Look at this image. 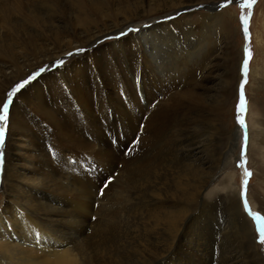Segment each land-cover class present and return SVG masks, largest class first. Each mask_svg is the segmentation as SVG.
Returning a JSON list of instances; mask_svg holds the SVG:
<instances>
[{"label": "bare ground", "instance_id": "1", "mask_svg": "<svg viewBox=\"0 0 264 264\" xmlns=\"http://www.w3.org/2000/svg\"><path fill=\"white\" fill-rule=\"evenodd\" d=\"M166 2L168 13L157 15ZM215 5L0 0V106L16 82L47 66L9 106L0 264H264L233 174L210 189L221 116L241 80L231 75L240 63L229 21ZM260 34L262 64L249 67V92L264 84ZM78 48L86 51L67 57ZM248 104L247 150L264 159V120ZM239 134L226 136L222 170L236 163ZM119 172L129 195L104 215L116 188L111 182L102 196L100 188ZM231 229L237 243H226Z\"/></svg>", "mask_w": 264, "mask_h": 264}, {"label": "rangeland", "instance_id": "2", "mask_svg": "<svg viewBox=\"0 0 264 264\" xmlns=\"http://www.w3.org/2000/svg\"><path fill=\"white\" fill-rule=\"evenodd\" d=\"M197 1L198 0H181V3H182V6L184 7V6H192V4L195 5V2L197 3ZM209 2H210V4H216L215 6L218 7V5L222 2H225V0H221L220 2L218 0H209ZM165 4L162 5V7L157 11V15L162 16V15H165L168 13V11L170 9L169 6L171 5V3L166 2ZM199 9L201 10L202 8H200V6H198L197 10H199ZM222 11L225 14L226 21L227 22L229 21L228 24H229L231 32H232V36H231V40H230L231 41V56L233 58L232 62L235 65H237L238 62L240 63L238 71H236L235 69H234L235 71L232 70L231 75L233 77H235V75L238 74L239 77L242 79L240 68H241V63L243 60V48H244L245 41H244V35L242 32V26H241V22H240L241 9H240L239 5L235 2V0H233V2L231 4H229L227 7H225L224 9H217L216 10L217 13L222 12ZM244 11L247 12V9H245ZM252 11H253V15L251 17L250 25H249V30L251 33L250 47H251V51H252V59L250 61L249 67L251 65H254L255 63L262 64V62H261L262 61V53L258 47V44H256L257 41L255 40V37H256V33H257V36L261 33L260 34L261 37L264 38V0H257V3L254 5ZM141 15H142V11H138L137 14L135 15L134 19L137 20V18L141 17ZM236 56H238V57H236ZM253 61H255V63H253ZM63 65H61L59 67H54L53 69L56 70L57 68H61ZM30 75H31V73L29 74V76ZM22 81H23V79L16 82V84L21 83ZM249 83H250V79L248 76V83L245 86L246 99H247V102H249L252 106V111H251L252 118L255 120H259L261 122L264 120V84H263L262 88L256 87L255 85L252 86V91L249 92L248 91ZM237 102H238V97H235V95H234V98L232 97L230 99V102L227 104V108H226L225 113L221 116V120L223 123V131L221 130V137L219 135L218 141H215V151L216 152H215L214 157H213L216 161H218L217 162V168H216L215 172L220 171V173L216 176L215 181L212 183L213 186H210V189L215 187V186L219 187L221 185V183L223 182V179H225V177L227 176V173L229 172V173L233 174L232 187L234 189H236L238 195L240 196L241 187H242V180L244 177H243V168L237 167V164L240 160V150H241V145H242V134L243 133H242V129L240 128V126L237 123V110H236ZM247 105H249V104L247 103ZM248 112L249 111H248V106H247V112L244 114V118H245V122L247 124V130H248V135H249L248 145H249V141L251 139V132H250L251 127L249 126L250 124H249V119H248V116H249ZM237 127L240 130V134H239V138L237 140L236 149H234V153L236 154V158H237L236 163H234L232 170H229V169L228 170H222L223 165L226 162L225 159L228 157V155H230L229 153H227L226 155L221 154V151L224 148L225 143H226V136L228 134H231L233 132V130H236ZM248 145H247V147H249ZM247 149H249V148H247ZM246 158H247L246 167L252 173V176L249 180L248 187H247V200H248L249 206H251L252 204L255 206L254 210L252 209V212H259L261 215H264V159H262L258 155V153L255 152L254 149L253 150L251 149L250 151H248V150L246 151ZM123 174H124V172H122V173L119 172L116 174L117 177H115V179H112V182L114 184V189L116 188L115 189L116 191L113 190L112 195L110 197V203L112 205L114 203H117V202L120 203L121 201H118L117 199H119L121 197L119 200H123L124 196H125L124 194L126 193V191L127 190L130 191V189H127V188L125 189V187H124V189L122 188L123 185H126L124 180H123L124 179ZM121 176H122V178H121ZM118 186H120V188ZM126 187H127V185H126ZM127 194L129 195L128 191H127L126 195ZM111 198L113 199L114 202L112 201ZM240 199H241V196H240ZM110 203H108L106 205V207L103 209L104 213H105L104 215L110 214V211H112V212L115 211V209H114L115 205L111 206ZM251 207H250V209H251ZM242 208H243V203H242ZM105 209H107V210H105ZM243 210H244V208H243ZM245 214L247 215L246 212H245ZM130 215H132V216H130ZM133 216H134V214L125 215V219L136 220L137 217L134 216V218H133ZM99 218H100V216L99 217L97 216V219H99ZM202 219H203V217L200 220H202ZM215 219L216 220L218 219V215H216ZM249 219H250V223L253 227V234H254V238H255V242H256L257 238H258V233L256 231L255 222L250 217H249ZM231 230H232L230 233L231 238L229 237L226 240V243H233V242L238 241L237 240L238 234H237L236 230L235 231H234V229H231ZM256 244L259 246V251L262 254V258L264 261V250H262V247H264V246L258 244L257 242H256ZM215 251H217V252H215ZM221 251H222V242H221L220 246L217 245L213 249L214 258L221 256Z\"/></svg>", "mask_w": 264, "mask_h": 264}, {"label": "snow or ice", "instance_id": "3", "mask_svg": "<svg viewBox=\"0 0 264 264\" xmlns=\"http://www.w3.org/2000/svg\"><path fill=\"white\" fill-rule=\"evenodd\" d=\"M233 0H225V2H222L218 5L219 9H224L229 4H231ZM235 2L239 5L241 9L240 14V22L242 26V32L244 35V48H243V60L241 63V76L242 79L239 82L238 85V102L236 105L237 110V123L242 129V145L240 150V160L237 164V167L243 168V180H242V187H241V200L243 202V208L244 211L247 213V215L253 219L255 222L256 231L258 233L257 243L264 246V215H261L259 212H252L247 200V187L249 180L252 176L251 171L246 167L247 164V158H246V151H247V145L249 140L248 130H247V124L245 122L244 114L247 112V99L245 94V86L248 83V73H249V64L252 59V51L250 47V41H251V33L249 30L250 20L253 15V7L257 3V0H235ZM204 5H200V8H203ZM247 9V12L244 10ZM195 9H190V11H194ZM179 15V13L177 14ZM167 19H172V17H168ZM137 31V29L129 28L128 32H134ZM127 33L121 32L120 36H125ZM106 39H113V37H106ZM86 49L84 48H78L75 50V52H68L67 57H72L75 54H80L85 52ZM65 63L64 59L56 61L52 67H59ZM46 67H42L39 69V71L33 73L32 75L28 76L27 79L23 80L21 83L16 84L11 91L7 93V98L2 102V106H0V149L3 148V145L5 143V133L6 129L8 127V111L9 106L13 103V97L25 86H27L31 81L35 80L38 76H40L41 73H43L46 70ZM143 127V126H141ZM139 143V137L136 138V140L133 143V147ZM50 154L55 159L57 157L56 151L50 147L49 148ZM132 151V149H129V152L126 154H129ZM4 163V152L0 150V166H2ZM74 163H78V161H74ZM91 167V165H90ZM112 182V178H108L104 183L103 186L100 188L99 194L102 196L104 194V190L109 186V184ZM95 219V217H93ZM36 238L39 241L41 238V234L39 232L36 233ZM262 250H264V247H262Z\"/></svg>", "mask_w": 264, "mask_h": 264}]
</instances>
